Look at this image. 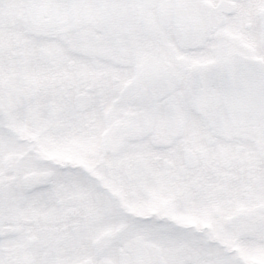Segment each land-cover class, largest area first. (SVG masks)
<instances>
[{
	"label": "snow or ice",
	"instance_id": "obj_1",
	"mask_svg": "<svg viewBox=\"0 0 264 264\" xmlns=\"http://www.w3.org/2000/svg\"><path fill=\"white\" fill-rule=\"evenodd\" d=\"M0 264H264V0H0Z\"/></svg>",
	"mask_w": 264,
	"mask_h": 264
}]
</instances>
